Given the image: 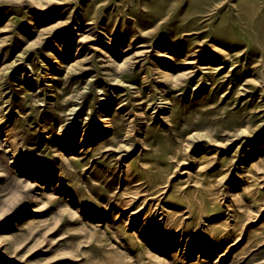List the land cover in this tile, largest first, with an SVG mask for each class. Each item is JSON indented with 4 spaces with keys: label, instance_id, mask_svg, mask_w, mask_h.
Masks as SVG:
<instances>
[{
    "label": "rangeland",
    "instance_id": "1",
    "mask_svg": "<svg viewBox=\"0 0 264 264\" xmlns=\"http://www.w3.org/2000/svg\"><path fill=\"white\" fill-rule=\"evenodd\" d=\"M0 264H264V0H0Z\"/></svg>",
    "mask_w": 264,
    "mask_h": 264
},
{
    "label": "bare ground",
    "instance_id": "2",
    "mask_svg": "<svg viewBox=\"0 0 264 264\" xmlns=\"http://www.w3.org/2000/svg\"><path fill=\"white\" fill-rule=\"evenodd\" d=\"M14 65H17V64H16V60L14 61ZM74 112H75V111H74ZM68 124H69V123H68ZM63 126H64V125H63ZM61 135H62V134H61Z\"/></svg>",
    "mask_w": 264,
    "mask_h": 264
}]
</instances>
